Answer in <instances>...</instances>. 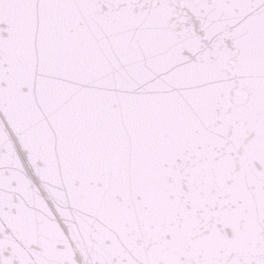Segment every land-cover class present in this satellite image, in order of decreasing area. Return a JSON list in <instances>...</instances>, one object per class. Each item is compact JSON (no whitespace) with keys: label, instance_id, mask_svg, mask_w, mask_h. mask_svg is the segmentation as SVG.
Segmentation results:
<instances>
[{"label":"snow or ice","instance_id":"1","mask_svg":"<svg viewBox=\"0 0 264 264\" xmlns=\"http://www.w3.org/2000/svg\"><path fill=\"white\" fill-rule=\"evenodd\" d=\"M0 264H264V0H0Z\"/></svg>","mask_w":264,"mask_h":264}]
</instances>
